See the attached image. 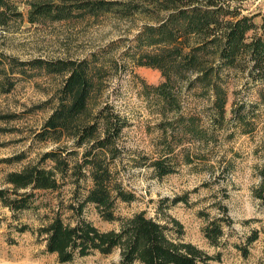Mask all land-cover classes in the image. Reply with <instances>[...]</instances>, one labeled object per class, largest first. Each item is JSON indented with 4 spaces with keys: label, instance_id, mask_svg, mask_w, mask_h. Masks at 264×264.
I'll return each instance as SVG.
<instances>
[{
    "label": "rangeland",
    "instance_id": "374dc122",
    "mask_svg": "<svg viewBox=\"0 0 264 264\" xmlns=\"http://www.w3.org/2000/svg\"><path fill=\"white\" fill-rule=\"evenodd\" d=\"M108 1L151 5L146 0ZM13 2L23 17L0 23V52L20 60H88L95 82L88 119L104 109L126 122L116 140V154L108 157L114 180L135 198L117 199L115 220H105L93 204H87L81 218L104 231L119 229L123 219L141 211L170 226L177 219L182 234L173 231L172 236L211 255L220 254L214 264H264V202L255 195L264 170L263 84L254 82L247 71L230 68L220 73L229 94L227 108L243 105L241 114L248 120L247 126L232 117L234 113L222 125L214 124L212 95L189 89L186 79L173 89L179 101L176 114L147 86L164 80L161 71L136 63L140 54L154 50L140 46L137 36L155 24L156 18L140 10L125 15L118 8H104L98 13L81 11L55 22L32 23L27 18L26 0ZM244 7L243 14L264 13V0H246ZM261 20L260 15L256 21ZM65 78L63 74L37 72L24 77L13 72L10 79L14 85L6 90L10 82L0 73V188L11 187L6 182L9 172L37 163L46 151L74 147L67 134L58 140L36 138L60 104ZM178 117L183 118V124H178ZM190 119H195L200 138L189 131ZM165 124L166 133L162 128ZM22 152L26 156L14 163L3 160ZM71 159L74 165L75 159ZM157 159L172 168L170 174L159 175L153 166ZM71 187L69 183L58 190L40 191L32 209L16 213L0 201V264H121L118 248L107 255L96 251L70 263H61L57 254L46 252V242L36 230L48 225L61 199L64 220L74 224L79 219L69 206ZM216 218L222 219L225 233L218 246L203 233ZM22 225L28 229L21 231ZM256 232L258 238L248 244Z\"/></svg>",
    "mask_w": 264,
    "mask_h": 264
},
{
    "label": "trees",
    "instance_id": "16d2710c",
    "mask_svg": "<svg viewBox=\"0 0 264 264\" xmlns=\"http://www.w3.org/2000/svg\"><path fill=\"white\" fill-rule=\"evenodd\" d=\"M146 1L150 2V7L138 2L108 0H26L29 5L27 18L32 23L55 22L79 15L81 11L98 13L104 8H118L125 15L138 10L147 13L157 22L139 32L137 40L140 46L154 50L140 54L136 63L161 71L164 80L157 85H147L160 102L178 114L179 101L173 89L186 79L189 89L197 88L203 95H212L216 111L212 119L214 124L222 125L234 113L232 117L243 127L247 126L248 120L241 114L243 105L227 108L229 94L220 73L230 68L247 71L254 82L264 86V13L243 14L246 0ZM260 15L262 20L258 23L256 19ZM12 17L22 18L23 13L13 0H0V23L7 24ZM13 72L24 77L37 72L66 76L60 90V104L36 133V138L58 140L67 134L74 147L46 151L37 163L21 171L9 172L6 182L11 187L0 188V201L16 213L32 209L40 191L58 190L71 183L73 198L69 206L75 215H80L79 219L74 224L66 222L62 217L64 200L58 202L55 216L48 225L36 230L46 242L47 253L57 254L61 263L73 262L96 251L111 254L116 248L121 251V264H214L220 260V254L211 255L191 242L172 236L173 231L182 234V225L177 219H173L174 225L170 226L141 211L123 219L119 229L104 231L81 218L87 204H93L105 220H115L117 199L131 201L135 198L134 193L125 191L114 180L108 157L109 153L116 154L113 153L118 149L116 140L126 122L112 112L105 113L104 109L91 121L88 119L95 88L88 60H20L0 52V73L10 82L6 90L14 85L10 79ZM178 119V124H183V118ZM194 120L190 119L189 131L200 138L202 134ZM162 128L166 133V124ZM79 153L82 155L76 159ZM25 156L22 152L3 160L14 163ZM71 158L75 159L74 165ZM153 166L160 176L172 171L159 159ZM261 177L255 195L264 202V170ZM221 220H211L203 229L208 241L217 246L225 234ZM19 229L24 231L28 226L22 225ZM257 238V232L250 235L248 244Z\"/></svg>",
    "mask_w": 264,
    "mask_h": 264
}]
</instances>
